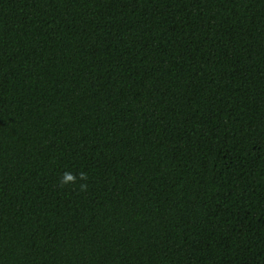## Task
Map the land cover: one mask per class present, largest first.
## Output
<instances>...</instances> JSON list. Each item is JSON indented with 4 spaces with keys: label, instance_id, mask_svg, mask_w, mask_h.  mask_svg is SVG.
Segmentation results:
<instances>
[{
    "label": "trees",
    "instance_id": "obj_1",
    "mask_svg": "<svg viewBox=\"0 0 264 264\" xmlns=\"http://www.w3.org/2000/svg\"><path fill=\"white\" fill-rule=\"evenodd\" d=\"M0 264H264V0H0Z\"/></svg>",
    "mask_w": 264,
    "mask_h": 264
}]
</instances>
